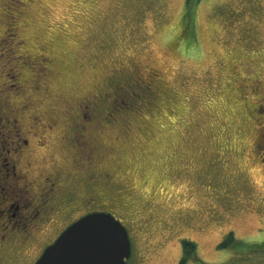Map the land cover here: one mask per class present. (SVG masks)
<instances>
[{"label": "rangeland", "instance_id": "obj_1", "mask_svg": "<svg viewBox=\"0 0 264 264\" xmlns=\"http://www.w3.org/2000/svg\"><path fill=\"white\" fill-rule=\"evenodd\" d=\"M0 117L27 180L106 178L127 264H264V0H0ZM31 220L0 215L4 264Z\"/></svg>", "mask_w": 264, "mask_h": 264}, {"label": "flooded vegetation", "instance_id": "obj_2", "mask_svg": "<svg viewBox=\"0 0 264 264\" xmlns=\"http://www.w3.org/2000/svg\"><path fill=\"white\" fill-rule=\"evenodd\" d=\"M2 118L0 117V119ZM13 130L15 131L17 142L13 147H7L2 144L3 138L1 136L2 133H0V152L4 151V154L2 153L0 156V200L2 199L0 202V215L6 212L8 219L12 218L11 225H16L21 221L22 225L26 226V222L32 219L29 226L35 227L37 223H44L50 224L48 226L52 228H56L55 233L47 238L35 258L28 263L34 264L45 246L50 244L74 220L91 211H106L113 215V210L110 207L101 206L103 203L98 202V199H101L99 186L106 178L96 174L80 176L76 171V168H83V162L80 160L73 165L75 171L66 177L54 172L41 175L37 181L31 182L27 180V172L20 165L21 157L25 153L27 139L20 136L16 129ZM80 141L82 139H79L77 142L79 143ZM10 151H12V155H9ZM108 186L113 190L115 188L117 190V187L112 186V184ZM14 197L15 201L13 204L8 202V199ZM25 206H29L28 212L19 213L21 207ZM4 226L8 227L6 224H3ZM6 232L4 231L5 234L1 232V242L9 237V234L7 236ZM32 235L27 233V237H31ZM189 254L192 255L191 260L196 259L193 257V252ZM131 255L130 250V254L125 258L124 264H127L131 260ZM185 258L186 253L182 247L177 264H180L181 260L184 261ZM0 264H4L2 258H0Z\"/></svg>", "mask_w": 264, "mask_h": 264}, {"label": "water", "instance_id": "obj_3", "mask_svg": "<svg viewBox=\"0 0 264 264\" xmlns=\"http://www.w3.org/2000/svg\"><path fill=\"white\" fill-rule=\"evenodd\" d=\"M129 254V237L119 219L91 211L66 226L34 264H124Z\"/></svg>", "mask_w": 264, "mask_h": 264}, {"label": "trees", "instance_id": "obj_4", "mask_svg": "<svg viewBox=\"0 0 264 264\" xmlns=\"http://www.w3.org/2000/svg\"><path fill=\"white\" fill-rule=\"evenodd\" d=\"M189 244H190L189 240L188 241L186 239L182 240V247L186 254L190 251Z\"/></svg>", "mask_w": 264, "mask_h": 264}]
</instances>
